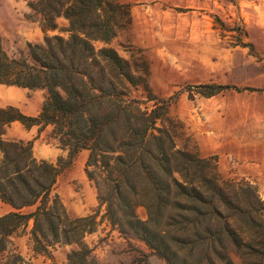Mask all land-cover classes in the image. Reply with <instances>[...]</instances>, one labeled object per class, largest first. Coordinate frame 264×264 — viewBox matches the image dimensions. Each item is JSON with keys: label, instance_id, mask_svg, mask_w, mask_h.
I'll return each mask as SVG.
<instances>
[{"label": "trees", "instance_id": "16d2710c", "mask_svg": "<svg viewBox=\"0 0 264 264\" xmlns=\"http://www.w3.org/2000/svg\"><path fill=\"white\" fill-rule=\"evenodd\" d=\"M29 7L40 18L44 41L27 42L12 57L0 48V84L45 89L47 95L36 117L15 107L0 109V202L12 208L0 217V264H30L13 240L29 227L36 255L54 261L53 250L68 245L74 249L66 264H99L85 238L102 225L139 238L166 264H264L258 187L224 180L216 156L180 149L184 127L169 115L178 94L156 98L142 51L126 59L110 46L131 26V5L36 0ZM61 18L67 22L62 29ZM213 24L225 29L217 15ZM242 46L254 52L251 44ZM140 86L152 108L133 96ZM230 90L240 92L234 85L187 87L191 100L194 92L212 98ZM13 122L38 127L39 135L49 129L63 155L56 162L39 160L33 142L6 140ZM84 150L98 203L90 214L72 217L56 186ZM138 207L146 220L138 217Z\"/></svg>", "mask_w": 264, "mask_h": 264}, {"label": "rangeland", "instance_id": "374dc122", "mask_svg": "<svg viewBox=\"0 0 264 264\" xmlns=\"http://www.w3.org/2000/svg\"><path fill=\"white\" fill-rule=\"evenodd\" d=\"M116 1L134 5L142 15L156 18L143 27L154 29L153 33L143 37L145 47L133 44L130 27L110 46L126 59L138 56L136 50L142 51L150 66L148 87L156 98L168 99L178 94L169 107V115L184 127L177 146L201 157L216 156L224 180L249 181L258 187L264 200V0H157L145 4H138L136 1L139 0ZM216 15L222 18L225 28L221 30L213 25L217 38L211 35L208 25V20L213 23ZM27 16L28 20L39 24L40 18L32 10ZM64 24L58 21L61 29ZM190 24L196 32H186ZM175 27L184 32L173 33L171 30ZM47 34L53 36L60 32ZM242 44H251L254 52ZM101 46L103 44H97V47ZM24 49L25 44L16 43L5 52L12 57ZM219 62L226 65L219 66ZM201 66L207 69L197 70ZM206 76L212 81L206 84L237 85L240 92L226 91L212 98L194 92V100L189 99L187 87L197 85L196 82ZM133 96L148 108L154 105L143 86L137 88ZM192 124L194 133L189 130ZM44 142L58 150L57 158L63 155L57 141L49 135L43 138ZM88 155L87 150L79 153L74 166L59 177L56 186V192L73 217L69 208L75 213L88 211L90 214L98 203L96 188L85 171ZM3 210L4 205L0 202V216H3ZM136 212L141 220L147 219L143 207H138ZM100 229L107 230L104 233L107 236L98 245L113 238L110 227L102 225ZM130 238L140 240L133 235ZM13 240L17 250L32 264L36 255L29 233L21 230ZM143 243L134 240L121 250V245L112 242L115 245L112 251L120 255L127 253L128 259L119 262L114 257L106 264H166L148 248L142 249Z\"/></svg>", "mask_w": 264, "mask_h": 264}, {"label": "crops", "instance_id": "0c3cea01", "mask_svg": "<svg viewBox=\"0 0 264 264\" xmlns=\"http://www.w3.org/2000/svg\"><path fill=\"white\" fill-rule=\"evenodd\" d=\"M31 1H35V0H0V48L2 50L4 51L10 50L12 46L16 43L18 44H26L27 42L32 44L43 43L45 33L42 31L40 25L38 23H35L31 19L28 20L27 15H29V13L31 12V8L29 7V2ZM156 1L157 0H139L136 2L138 4H145ZM131 15H132V24L129 29V35L131 37L133 44H135L140 48H143L145 47V42L143 41V37H145V34L147 33V35H150V33L154 32L153 28L151 31V29H147L143 27L145 26V23H150L151 21H154L156 18H152V17L148 18L145 14L142 15L140 10H138L134 5L131 6ZM175 19L178 20L180 18H175ZM58 21H63V23H65L64 25L65 26L67 25L66 20H64L63 18L59 19ZM208 25H210L211 27L210 28L211 35L217 38L218 34H217V30L214 29L213 27L214 24L210 20H208ZM171 31L179 35L184 32L181 30L180 27H175ZM196 31L197 29L191 24L186 28L187 33L188 32L193 33ZM218 65L220 66L226 64L219 62ZM199 69L203 70L207 68L201 66V68L199 67L197 68V70ZM209 82L212 81L209 80V78L206 76L204 80L197 81L196 83L197 85H199V84H206ZM46 95H47V91L45 89L30 90L22 87L6 86L0 84V109L7 107H15L22 114L26 116L36 117L41 112L42 105ZM38 129H39L38 127H32L28 129L19 122H13L7 127L4 138L9 141L22 140L24 142H33V153L37 159L54 162V159L55 158L57 159L58 150L52 148L51 147L52 144L47 145L45 142L43 143V138L49 135L50 130L47 129L46 131L40 133L39 135ZM189 130L191 131V133H194L193 124L192 127L189 128ZM3 205H4V210H3L4 213L2 215H5L12 211V208L9 205L7 204H3ZM69 209L71 210V213L74 214V217H83L88 215L87 214L88 211L75 213L73 209L71 208ZM100 228L96 232L88 235L85 238V243L90 248L93 249V256L98 261L99 264H106L109 261V259L114 257H115L114 259L120 260L119 262H123L128 259L127 253L120 255V253H114L112 251L113 246L115 245H121L120 246L122 248L121 250H123L128 246L129 242H134V240L142 243V241L136 238H130V237L125 238L123 235H121L120 232H118L117 230H111L110 228V230L112 231L110 237L113 238L109 239L107 243L102 242L101 245H98L99 241L104 236H107V234H104L107 230L103 232L104 230ZM26 232L28 233L30 232V227L26 230ZM112 242H114V244L116 242V244L112 245ZM141 245H143L142 249L147 248L145 243ZM72 249H74V246H68V245L58 246L52 252L54 261H50L45 257L36 255L34 253L36 255V258L32 264H66L67 254Z\"/></svg>", "mask_w": 264, "mask_h": 264}]
</instances>
